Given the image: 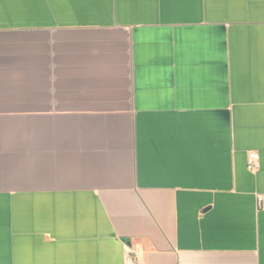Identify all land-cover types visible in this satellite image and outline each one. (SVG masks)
<instances>
[{
    "label": "crops",
    "instance_id": "0c3cea01",
    "mask_svg": "<svg viewBox=\"0 0 264 264\" xmlns=\"http://www.w3.org/2000/svg\"><path fill=\"white\" fill-rule=\"evenodd\" d=\"M126 247L264 264V0H0V264Z\"/></svg>",
    "mask_w": 264,
    "mask_h": 264
},
{
    "label": "built area",
    "instance_id": "2783aa9c",
    "mask_svg": "<svg viewBox=\"0 0 264 264\" xmlns=\"http://www.w3.org/2000/svg\"><path fill=\"white\" fill-rule=\"evenodd\" d=\"M259 160L260 156L256 152H249L247 154V170L250 172H255L259 170ZM262 198H258L256 206L261 207ZM125 264H139L138 256L131 250V247H126V259Z\"/></svg>",
    "mask_w": 264,
    "mask_h": 264
}]
</instances>
